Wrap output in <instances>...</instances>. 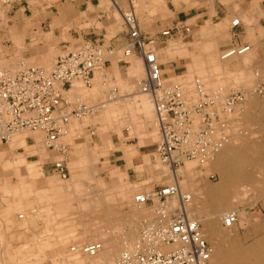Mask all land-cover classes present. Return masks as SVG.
<instances>
[{"label":"bare ground","instance_id":"1","mask_svg":"<svg viewBox=\"0 0 264 264\" xmlns=\"http://www.w3.org/2000/svg\"><path fill=\"white\" fill-rule=\"evenodd\" d=\"M155 1H157V0H155ZM254 7H255V5H254ZM148 13H150V12H148ZM239 17L242 18L243 16H239ZM259 32H260V30H259ZM255 36L256 35L253 33V31H250L248 40L250 42H254L255 40H257V38H255ZM220 38L222 39L223 36ZM250 49H251V47L249 48V50L245 54L235 55V56H232L229 58H224L223 52H221L222 54L218 56L219 57L218 59H215L214 57L211 58V56H209V58L207 59L206 62L202 61V62H204L203 64L199 63L200 65L204 66V67L201 66L200 68H199V66L196 67L197 64L196 65L194 64V62L196 61L195 60L193 62V64L195 65L196 69L193 68L194 67V65H193V67H191V70L189 69L190 71L188 73H186L187 75H185L184 77L179 76L180 78H176L173 86L176 85V86H180L182 88L181 91H182V94L184 96V99L187 100L186 105L188 106V108L191 107L192 101L196 102V100H198L200 92H201V90H203V88L206 84L205 81L210 76L211 77L216 76V78H220L219 76H221V75H225V74H227L228 76L231 75V73L229 72V68H230L229 62H231L232 60H236L237 58L241 59L240 61L238 59L240 64L238 61H237V64L240 66H243V68L245 67L244 71L242 70V73L243 74L244 73L245 74L251 73V70L249 71V69H248L249 67H247V65L251 61V58L253 57V52H249ZM169 51H170V48L168 49L167 52H169ZM176 51H178V50H176ZM168 54H170V53H168ZM135 57H136V54H135V52H133L130 55V59H132L131 66H130L128 73H127V76L125 78H121L120 71L116 66L113 67L114 78L105 77L106 81H107V86H110L112 84H116L118 86L123 87L121 90H126V91L128 90L129 91L132 89V85H133V84L131 85V83H130L131 78H136V77L142 76L139 78V80H140L143 77H145V75H146L145 62L141 57L139 58L141 61L137 60ZM156 57H157L158 62L160 63V61H159L160 58H159V55L157 53H156ZM46 58L47 57H45V58L42 57L40 59L41 63L44 64L45 66L50 64ZM133 58L136 60H134ZM40 60H38V62ZM35 63H37V62H35ZM212 63H214L212 66H208V67L206 66V64L210 65ZM114 64L116 65V63H114ZM235 65H236V63H235ZM238 65H236V66H238ZM238 70H240V69H238ZM240 73H241V71H240ZM194 74H196V75L198 74L197 75V76H199L198 80L199 81L202 80L204 83L197 86V84L195 83V80L192 79V75H194ZM111 76H112V74H111ZM237 76L238 77H236V76H234V77L241 80V78H242L241 75L238 74ZM247 78H248V75H247ZM249 78H250V76H249ZM249 78L247 79V81L249 80ZM238 79H237L238 82H244V80L246 81V79H244V80L242 79L243 81H240ZM196 80H197V78H196ZM252 80H254V79H252ZM176 81H177V83H176ZM217 81L218 82H216V83L211 82V83H215L211 86L213 88L220 86V87H217L218 91H222L223 89H226L228 87V85L226 84L225 81L223 82V81H220L218 79H217ZM137 82H138L137 79H135L134 90L136 91V89H137L136 93L138 95H136V96L133 95L130 98L131 100L129 99V100H127L126 103L123 102V103L117 105L116 103L120 100L119 98H122L123 96H120L119 93L115 94L116 92L114 90L115 93L114 92L113 93L115 95L113 94L114 96H112V97L110 95L111 98H108L106 103H105L106 104L105 106H107V108L105 110V116L103 118H97V117L96 118L93 117V118L95 120L101 121L103 123V125H102L103 130H105L107 128H108L107 130H109L111 128L112 130H115V131L117 130L116 128H118V129L122 128L123 122L126 119L128 122H131V125L130 126L127 125V126H128V128H130L133 131L134 130L133 126H135L136 124H141V126H139V130H140V127L150 126V123H153L152 122V116H154L153 127L157 128V131L159 134V141L158 142L160 143L161 135H160V131H159V126H158L157 121H156L154 103H153L151 97L149 96V94L143 93L139 90ZM196 82L198 83V81H196ZM244 83H242V84L244 85ZM247 83L249 84V82H247ZM163 84H166V83L163 82ZM103 85H104V83H103ZM165 86H167V85H165ZM206 86H207V84H206ZM99 89H100V87L97 84V85L93 86V88L91 89L90 92H87L85 89V85L83 83L76 82L71 87V90L66 93V96H68V100H70V101H72V98H73L74 100L76 99L75 101L80 102V100H81L80 97H82V99H83V97H86V96H90V97L96 96L98 93H100ZM113 89H112V91H113ZM210 89H212V88H210ZM254 89H255V87H254ZM212 90H215V89H212ZM252 90H253V88H252ZM218 91H216L217 94H218ZM217 94L215 95V97H213L211 99H213V100L216 99ZM108 96H109V94H108ZM226 97H223V98H226ZM242 97L244 98L245 95L242 94ZM187 98H191V99L188 100ZM226 99H223V100H226ZM213 100H212V103L214 105H216L217 103H214L215 101L213 102ZM245 101H248V100H244L243 102H245ZM243 102H241L237 106H235L236 103L232 104L230 106V109H227V111H226L227 113L223 112V110L220 112L223 113L224 119H227V117H230V116L232 119H234L232 116H234V113L238 109L239 113H237L238 118L236 117L237 118L236 121L240 120L241 123L239 125H237L236 130L240 129L242 123H245L242 126H247L248 124L251 125L250 123L253 122V119H252V116L251 117L248 116L249 113L251 114L252 112H254V113L259 114L263 118V120L261 119L258 122H256V126H257L258 130L260 131V133L262 134V136H261L262 140H264V100H259V98L254 97L253 100H251L250 102H247V103H243ZM197 104H199V103H197ZM195 106H197V105H195ZM211 108H209V109H211ZM122 109L124 110V113L126 114V116H124V117H122V111H121ZM242 109L244 110V113L240 114V111ZM119 110H120V112H119ZM91 112H93V110ZM209 112L210 111H208V113ZM152 113H153V115H152ZM212 113H213V111H212ZM201 114L203 115V113H201ZM239 114H240V116H239ZM192 115H193V119H194L193 131L196 132L197 130H199L201 128L200 124H201L202 117L200 114H197V113H192ZM73 117H76V116H73ZM73 117H71L69 122L62 127V135L60 136V140H58L59 142H61V140H63L65 137L69 138V140H72V139H70L72 137L71 134L74 133V130L76 129V127L82 128V127L86 126V122L88 120H91V118H87L83 121H80V119H79V120L73 122L75 120L74 119L71 121V119H73ZM239 117H240V119H239ZM81 118H82V116H81ZM83 118H85V117L83 116ZM231 124H232V122H231ZM227 125H229V124H227ZM227 125H226V127H227ZM230 126H228V127L230 128ZM130 129H128V130L130 131ZM149 129H150V131L148 130V132L147 133L145 132L144 134L145 135L148 134V136H151V139H152V137L156 138V130H151V128H149ZM136 130H138L137 126H136ZM222 130L224 132L226 131L225 128L221 129V126H219V124H216L214 122V126L211 129V131H212L211 140H213L214 142H216V140H220V137H222L221 136ZM232 131L234 132L235 128ZM117 132L119 133V131H117ZM104 135H105V133H104ZM101 138L103 139L102 141H103L104 148L110 149L112 151L114 149V146L112 145L108 134H106L104 137H101ZM254 138H256L255 133H249V134H243V135H241V133L233 134L232 138H230V139L224 138L222 141H220V143L216 144L217 146L211 145V144L207 145L208 146V153L210 152L208 157L204 158L203 156H198L192 160L184 159L183 165L180 168H177V170L171 172V178L173 180H177L175 182V185L178 184L179 187L181 186L180 189L182 187L188 188V190L190 191V194L187 193L188 195H185V193H184V195H182L180 193L179 189L177 187H175V189L177 190V194L175 196H171L168 199V203L165 205L164 210H161V204L159 202H157L158 204L153 209H146V208H144V206L136 205L134 210L136 209L135 211L137 213H135V212H132V213H133L134 217H136L134 219L138 218V220H133V223L131 225H127L125 223V227L123 226L124 221H122V218L123 219L125 218V222H126V216H123V217L121 216L122 218L115 219L116 222L112 223L111 220L109 221L106 218V217H110L111 215H108V213L107 214L103 213L104 210H102L101 213H98L96 215L97 216L96 221H98V220L106 221V223L108 224V226L106 228H102L100 226L92 227L86 223L85 224L79 223L74 215L70 216V214H74L72 212H69L70 211L69 205H71L70 202H72L71 197L69 198V200H61L60 201V199L57 196L55 197V196L49 195V193H51L55 189H57V190H59V189L69 190L70 189L69 191L74 189V192H76L78 194L83 193V191H85V188H84L85 182L83 183L82 180H84L85 177L87 178V174L89 176H91V175H93V174L95 175V173H97L93 167V164L98 162V159H96V157H95L96 152H91L92 156L88 155L91 157L90 159H91L92 165H90V166L86 165V163L89 161V157L85 158V157H81V155H80L79 161H77V160L71 161L70 168H71V166L72 167L74 166V168L75 167L79 168L81 166L84 169H88V171H86L85 174L83 173V174L73 175V177L69 180V182L61 183L62 181L61 182L58 181L56 185H55V183L50 182V183H48V188H46V190L44 189L43 191L40 190L39 185L31 184L30 181H34L35 177L39 178L40 175L42 176L43 172L41 170L42 168L40 167V164L56 159L57 153L59 154V145L61 144L60 143L59 145H57L56 144L57 142H56L50 146L45 145V143H44L45 137H44L43 132H41V131H20V132L13 134L9 138V140L7 142L8 147L4 148V150L2 152H0V162H1V164H0L1 165L0 177L3 181H8L7 179H8L9 175L6 174V172L4 173V171L5 170L6 171L7 170H13L14 175H16V178L18 177L21 181H23L22 179H24V178H22V177H28L30 181H29V185H28V183H23V182H19V184H17V185H9L8 182H6L4 184L2 181L3 185H1V187H2L3 191L5 192V194L9 193V194H12L11 195L12 197L19 198V199H17L16 202L13 203L14 204L13 207L10 208V210L13 213L21 212L19 214L18 218H23V217H26L27 219H29V217L31 218V216L29 214V210L32 208H30V207L33 204H37L38 207L36 206V208L40 212L46 211V213H47V215H45V216H47V219L45 220L46 217L44 218L45 225L47 226V225L52 224L53 226H55V225L57 226L56 233L59 234L58 235L59 244H61L62 247H60L57 250H54V248L53 249L51 248L52 250L50 249V251L47 252L49 257L51 256L50 258H53V259H51L52 260L51 264H117L124 251L134 250L136 248L137 243H139V241L142 240L144 238V236H147L146 240H147V242H149L148 236H151L149 233H152V230H155V229L161 230L162 228H164L165 226H167L171 223L172 218L168 219L166 216L162 215L163 218H159L161 220L156 222L153 219L151 220L150 216L151 217H152V215L155 216L156 213H161V212L166 214L167 211L172 210L173 206H172V204H170V202L176 201L175 199L178 200V202L180 204V208L184 212L187 211L186 214H188L189 218H193V207H198V208L208 210V213L205 215V218L200 219L198 221L197 220L192 221V222H197V223L201 224L202 236L211 245V247H210V250H211L210 264H264V235L260 236L258 238L256 237L257 239H254L252 237V232L256 234V232L263 231L264 224L263 223H255V224L251 223V225H250L249 218L246 216L247 214L246 215L242 214V211L237 212L238 205L240 204L239 201L245 199L249 194H253L257 200L262 199L261 205L264 209V155H263L262 159H259V160L252 159L251 158V150L246 148L249 145L248 141H250L251 139L253 140ZM66 142H67V140H66ZM158 142H157V144H158ZM40 143H43L45 145L44 146L45 148H43L41 150L42 153L40 154V158H37L36 161L29 162L25 155H18V156H15L9 160H6V159L3 160L4 156L7 155V153H8L7 149H9V151H12L17 146H23V147L35 146L36 147ZM80 143H83V142H80ZM3 145H0V146H3ZM78 145H79V143L75 145V149L78 147ZM184 146H187V148H190L191 142L184 143ZM79 147H81V146H79ZM120 147L121 146H119V148ZM78 150H80V149H78ZM114 150H118V149L115 148ZM120 150H122V147ZM114 152H116V151H114ZM76 153H75V155H76ZM81 153L82 152H80L79 154H81ZM87 153H89V151ZM45 155L47 157L43 158ZM77 156H79V155L77 154L76 158H77ZM177 158H178V155L174 153L172 155V159H177ZM142 159H144L143 162L146 163L145 164L146 169L149 170L147 173H149L150 171H152L154 169H158L159 167L162 168V165H163L162 163H165L164 161H162L160 159L159 160L162 163H160V162L154 163L150 160L149 157H147L145 155H144V158H142ZM248 161H250V166L248 164ZM151 163H154V164L152 165ZM199 163H201V165L203 164V166L206 165L207 167H210V169H215L216 171H218L217 173H219V175H220V177H219L220 182H217L218 184L216 183L215 186H210V187L205 188L206 190L204 189L203 192H201L202 190L199 191V190L195 189L192 186L191 182H189L187 179V178L192 177L193 169ZM193 173H195V171ZM124 177H126V176H124ZM77 178H79V179L81 178L82 180L75 182L74 180ZM181 178H182V180H181ZM87 180H88V178H87ZM47 182H49V181H47ZM114 183L115 184H114L112 189H113V191L117 192L116 195L118 197H116L117 198L116 201L117 202L119 201L120 203L126 202L127 197H129L128 193L126 191V187L128 186L129 183L125 184L127 186L120 185L119 184L120 182L117 183V181ZM25 184H27V185H25ZM189 186H191V187H189ZM46 192H47V194H46ZM89 192H91V191H88V193ZM28 194H33V195H36V197H37V200H35L36 197L34 196L35 201L33 200L34 202H32V203H30L31 202L30 201L29 205L24 200V198L26 196H28ZM72 194H74V193H72ZM89 194L93 195V193L92 194L89 193ZM146 195H148V194L146 193ZM60 196H61V194H60ZM62 196H63V194H62ZM94 196H93V198H94ZM81 197L76 198L75 201L77 202L78 206L81 207V209L85 208V210H86V208H88V207L90 208V206H93V205L96 206L97 208L102 207V205L104 203L105 204L108 203V202L106 203V201L110 200V197H108V195L103 194V193L96 195V197L94 199H90L88 201H86V199H85L86 202L83 201L84 199L82 200ZM54 199H56V200H54ZM112 199L114 200V198H112ZM155 200H157V199H155ZM45 201H50L49 203H51V204L47 203L48 205H42L43 204L42 202H45ZM78 206H77V208H79ZM104 208H105V206H104ZM94 209H95V207H94ZM100 209H102V208H100ZM52 210H54V211H52ZM179 212H180V210H179ZM230 214L235 215L237 220H236V223L232 227L226 228L223 226V220L225 219L226 215H230ZM114 215L118 216L116 214H114ZM40 216L41 215L38 214L37 216H34V217L40 218ZM131 216L132 215H130V217ZM162 219H164L165 221H163ZM156 220H158V219H156ZM238 220H240L242 225H245V226L247 225L249 227V228L248 227H246V228H248V230H249L248 233L249 234L251 233V234L247 235L246 237L247 238L252 237V242L247 244V245H244L240 241L241 238H239V236L235 230V227L237 225ZM96 221L94 220L93 223L96 224ZM67 223H68V226H70V225L72 226L74 224H80L82 228L78 231L62 230L64 225L66 226ZM101 223H103V222H101ZM221 224L223 227L221 226ZM56 226H55V228H56ZM53 232H54V230H53ZM67 232H68V234H67V236H65L64 234H66ZM70 242L71 243L73 242L74 244H78V245L77 246H70L67 248V246L69 244H71ZM147 242H145V243H147ZM83 243H87V244H83ZM96 243L101 244V249L95 255L91 256V255L84 253V248L86 246H90V245H93ZM46 245H44V247H47ZM146 248H149L150 250L155 251V252L170 253L177 248V245L176 244L175 245L174 244L169 245V244L162 243L161 241H154L151 245L147 246ZM38 249H39V252L41 251L43 254L46 253V251H44L45 248L42 249L41 247H38ZM19 253H21V252H19ZM19 253H18V256H20ZM21 261H23V260H21ZM0 264H3V262L0 261ZM33 264H36V262H34Z\"/></svg>","mask_w":264,"mask_h":264},{"label":"rangeland","instance_id":"2","mask_svg":"<svg viewBox=\"0 0 264 264\" xmlns=\"http://www.w3.org/2000/svg\"><path fill=\"white\" fill-rule=\"evenodd\" d=\"M130 2L132 3L133 12L135 13L136 16H140L142 12H146L151 17L157 15L158 13H159V16L161 15L160 17H162L164 15L163 14L164 8H166L165 2H162L161 0H157V1H155V0H130ZM1 8H3L2 5H0V9ZM29 12H28V14H29ZM148 12H150V13H148ZM244 15H246V14H244ZM0 17L3 18L2 14H0ZM114 17L118 23L117 25H115V28L119 31L122 29L121 25H122L123 21L121 19V16L117 12L114 13ZM243 18H246V17H243ZM243 24L246 25L247 29H248V27L249 28L252 27L251 23H248L247 20H244ZM258 29L260 30V32ZM252 31H254L253 33L256 35L255 38H257V41L250 42L247 39L245 40L251 47L249 52H253V57L251 58V61L247 65V67H249L248 68L249 71L251 70V73H249V74L248 73H246V74L242 73V70L244 71L245 67L243 68V66H240L237 64V61L239 58H237L236 60H232L231 62H229V67H230L229 72L231 73V75H229V76L227 74L221 75V76H219L220 78H216V76L215 77L212 76L213 77L212 78L210 76L211 78L209 77L208 78L209 80L207 79L205 81L207 86L205 84L203 90H201L198 100H196V102L192 101L193 106L191 105L190 109L191 110L195 109V107H196L195 105H198L197 103L200 102L201 97L203 95L209 96L210 101H212L213 99H211V98L215 97V95L217 94L216 91H218L217 87H220V86L213 88L211 85L218 82L217 79L220 81H223V82L225 81L226 84L228 85V87H227L228 89L227 88L223 89L222 90L223 92L218 91L219 95L217 94V98L213 100V102L215 101L214 103H217V104L213 105V107L210 106L209 108H211V107L212 108L211 109L208 108L209 110L205 109V111L207 113H208V111H210L209 114L213 119V123L215 122L216 124H219V126H221V129L222 128L226 129L225 132L222 130V135H221L222 137H220V141H222L224 138L230 139L233 137V134H237V133H241V135L249 134V133H255L256 138L248 141L249 145L246 148L251 150V158L252 159L259 160V159H262V157L264 155V144H263L264 140H262V138H261L262 134L258 130V128L256 126V122H258L261 119L263 120V118L257 113H254V112H252L251 114L249 113L248 116H250V117L252 116V119H253V122L250 123L251 125L248 124L247 126H242L245 124V123H242L240 129L236 130L237 125H239L241 123L240 120L236 121L238 118L237 113H239L238 109L234 113V116H232L234 119H232L231 116L227 117V119H224L223 113L220 112L223 110V112L227 113L226 112L227 107L224 105L226 100H223V99H226L227 97H239L240 98L242 94L245 95L244 98L243 97L241 98L242 101L239 99V101L236 102L235 106H237L238 104H240L244 100H248V101H245L243 103L250 102L251 100H253L254 97L259 98V100H264V80H263L264 79V27L263 28H257V29L252 30ZM227 37H228L227 34H225V35H223L222 39L220 38V40L216 41V42H212V41L210 42L208 40L203 41L201 38V39H196V40L186 39V40H183L180 42L179 41L178 42L170 41L168 44H164L161 46L160 45L158 46L155 43L153 45H150L151 46L150 48L153 49L154 52H156L159 55V58H160L159 61H160V64L162 66L163 82L166 83L165 85H167L169 87L173 86L176 78L184 77L185 75H187L186 73H188L191 70V67H193L194 64L195 65L197 64L196 67L199 66V68H200L202 66L200 64H203L204 62H206L207 59L209 58V56H211V58L214 57L215 59H218L219 58L218 56L221 55L222 54L221 52L224 50L221 48L220 45L222 44V41L224 39H226ZM11 39L15 43L14 46H12L11 48L10 47H8V48L3 47L0 45V65H1L0 71H3V70L8 71L10 74L13 75L22 69L18 66V61H20L22 59V56L20 54H21V51L24 47L22 45V42H19L13 36ZM53 43L55 45L57 42L56 41L55 42H49L48 43L49 45H47V47L45 48V51H44V53H46V54H44V56H43V58L47 57L46 59L49 61V63H50L49 65L45 66L44 64H42L41 60H40L42 57L38 55V57L34 56L31 58L22 59L26 65V68L31 67V66L42 67L46 71H50L52 69L53 65L55 64L56 58L58 55L60 57V56L67 54L68 52L77 48L82 42L81 41L80 42L71 41V45L69 48H67L65 50H60V51H58V50L55 51V49H53V47H54ZM100 45L103 47V49L105 51L106 59L108 60L109 63L107 64V67L100 68L99 70L96 71L95 77H94L92 84H91V87H88V88L85 87L86 91L90 92L91 89L93 88V86L98 84L100 87V89H99L100 93H98L96 96L83 97V99H82V97H80L81 100H83V102L88 107H90V110L91 109L93 110V112L84 113L85 115L81 114L78 117H73V119H71V121L75 119L73 122H75L79 119H80V121H83L87 118H91V120H88L86 122V126H84L82 128L76 127L75 130L77 132L74 130V133L71 134L72 137L70 139H72V140H69V138L65 137L63 140H61V142L57 141V143H56L57 145H59L60 143L61 144L63 143V145H66V147H64L65 150H63L61 152L59 151V154L57 153V155H56V159L40 164V167L42 168L41 170L43 173H42V176L40 175L39 178L35 177L34 182L30 181L28 177H22L24 179H22L23 181H21L18 177L16 178V175H14L13 170H7V171L5 170L4 173L6 172V174L9 175L8 179L6 178L8 180V181H6V182H8V184H11V183L15 184V183H18L19 181H21L23 183H29V181H30L31 184H34L35 181H37V183H38V181H55L56 184L58 181L59 182L62 181L61 183H66V182H69V180L73 177V175H75V174L78 175V174H83V173L85 174L86 171H88V169H84L81 166H80L81 168L80 167L74 168V166L73 167L71 166V168H70L71 161H74V160L79 161L80 155H81V157H85V158L89 157V161L86 163V165L90 166V165H92L91 159H90L91 158L90 156H92L91 152H96L95 157H96V159H98V162L93 164V167L97 173H95V175L93 174L91 176H89L87 174L88 180L86 177L84 180H82L81 178L80 179L77 178L74 180V181L82 180L83 183L85 182L84 183L85 191H83V193H81V194H78V193L74 192V189H72L73 191L72 190L69 191L70 190L69 189L68 193H64L65 195H68V198L65 199V197H64V200H69V198L71 197L72 202H70L71 205H69V207H70L69 212H72L74 214H70V216L74 215L79 223H84V224L86 223L92 227L100 226L102 228H106L108 226L106 221H101V220L96 221L97 220L96 215L98 213H101L102 210H104L103 213H105V214L108 213V215H111L110 217L112 219L110 217H106V216L105 217L109 221L111 220L112 223L116 222L115 219L122 218L123 216H126V222H125V218L124 219L122 218V221H124L123 226L125 227V223L127 225H131L133 223V220H138V218L134 219L136 217H134V215L132 213V212L137 213L135 211L136 209L134 210V208L136 207V204L134 202V196L135 195L140 194V193L143 195H146V193L147 194L154 193V192L158 191L159 189L164 188L166 186L177 187L182 195H184V193H185V195H188L187 193L190 194V191L186 187H182L180 189L181 186L179 187L178 184L175 185V182L177 180H173L171 178V172H173V171H172L169 163L168 164H167V162L162 163L160 161V160L163 161V159L161 156H158L159 154H157V152H156V145H157V142L159 141V134H158L157 128L153 127L154 116H152V122L153 123H150V126L140 127V130H139V126H141V124H136L135 126H133V129H134L133 131L130 128H128L127 125L130 126L131 122H128L126 119L123 122L122 128L121 129L119 128L120 130L118 128H116L117 130L115 131V130H112L111 128L109 130H107L108 128L103 130L102 129L103 123L101 121L95 120L93 118V117L103 118L105 116V110L107 108V106H105L106 105L105 103L108 99V94L110 95L109 92L112 91L113 88L115 90L117 89V92L115 94L119 93L120 96H123L122 98H119L120 100L116 103L117 105H119L123 102L126 103L127 100H129L133 95L134 96L138 95L136 93L137 89H136V91L134 90V81H135V79H137V81H138L139 78L142 77V76H140V77H136V78L131 79L132 82L130 81V83H131V85L132 84L133 85H132V89L129 91L128 90L127 91L121 90L123 87L118 86L116 84H112L110 86H107V81H106L105 77L114 78L113 67L116 66L120 71L121 78H125L127 76L128 70L131 66L132 59H130V57L129 58L124 57L123 56V50L112 51L110 49L108 50L106 48V46H104L103 44H100ZM169 48H170V51L167 52ZM175 49L178 51H176ZM110 51L112 53H110ZM7 53H9L11 55V57H13V58L9 59L8 57L7 58L4 57L7 55ZM168 53H170V54H168ZM137 58L139 59L140 56ZM8 60H10V61H8ZM38 60H40V61L38 62ZM121 60H123L124 62H120ZM134 60H136V59H134ZM240 60L241 59H239V61ZM202 61H204V62H202ZM35 62H37V63H35ZM193 62H194V64H193ZM114 63H116V65ZM235 63L238 66H236ZM213 64L214 63H212L210 65L206 64V66L207 67L212 66ZM239 64H240V62H239ZM195 65L193 68L196 69ZM202 67H204V66H202ZM238 69H240V70H238ZM240 71H241V73H240ZM237 73L239 75H241V77H242L241 80L234 77V76L238 77ZM111 74H112V76H111ZM197 75L196 74L192 75V79L195 80V83L197 84V86H199L200 84H203L204 82L202 80L199 81L198 80L199 76H197ZM247 75H248V78L250 76L248 81H247V79H248ZM196 78H197V80H196ZM237 79L240 81H243L244 79H246V81L249 82V84L245 80H244L245 83L244 82H238ZM252 79H254V80H252ZM196 81H198V83ZM211 82H215V83H211ZM103 83L105 86L103 85ZM176 83H177V81H176ZM242 83H244V85ZM254 87H255V89H254ZM210 88L215 89L216 91L212 90ZM252 88H253V90H252ZM257 89H262L263 92L259 93ZM223 97H226V98H223ZM187 99L189 100L191 98H187ZM75 100L72 98V101L74 103H76ZM121 111H122V117L126 116V114L124 113V110L122 109ZM212 111H213V113H212ZM119 112H120V110H119ZM193 113L200 114V112H198L197 110L196 111L194 110ZM242 113H244L243 109L240 111V114H242ZM240 114H239V116H240ZM152 115H153V113H152ZM81 116H82V118H81ZM83 116L85 118H83ZM239 119H240V117H239ZM231 122H232V124H231ZM227 124H229V125H227ZM226 125H227V127H226ZM136 126L138 127V130H136ZM228 126H230V128ZM127 128L130 129V131ZM149 128H151V130H156V138L152 137V139H151V136H148V134L147 135L144 134L145 132L147 133L148 130L150 131ZM234 128H235V131L233 132L232 130H234ZM117 131H119V133ZM104 133H105V135L108 134V136L111 140V143L114 144V149L116 148L115 146H118L117 149L119 151L113 149L114 151H116V152H114L113 150L111 151L110 149L104 148L103 141H102L103 139L101 138V137L105 136ZM66 140H67V142H66ZM80 142H83V143H80ZM78 143H79V145L75 149V145ZM44 146L45 145L43 143H40L36 147L35 146H27V147L17 146L12 151H9V149H7L8 153H7V155L4 156L3 160H5V159L9 160V159H11L15 156H18V155H25L29 162L36 161L37 158H40L39 151L41 149L45 148ZM79 146H81V147H79ZM119 146H121L122 150L123 149L124 150L123 151L120 150L121 147L119 148ZM7 147H8V143H5L3 146H0V152H2L4 150V148H7ZM78 149H80V150H78ZM88 151H89V153H87ZM128 151L132 152L133 155L136 154L137 156L136 157L133 156V158H131V159L127 158L126 156L128 154ZM80 152H82V153L79 154ZM75 153H76V155L77 154L79 155V156H77V158H76ZM88 155H90V156H88ZM144 155L149 157L150 160L154 163H157V162L162 163L163 164L162 168L161 167H159L158 169L153 168L154 170L147 173L149 170L146 169V167H145L146 163H144L143 162L144 159H142V158H144ZM45 157H47V156L45 155L43 158H45ZM59 160L60 161L64 160L65 161L64 163L68 169V176L66 179L61 178L60 175L58 173H56L53 170V168L51 167L52 163H54L55 161H59ZM154 163H151V164L153 165ZM0 164H1V162H0ZM199 164H197L195 166V168L193 169V172L195 171V173L192 172V177L187 178V179L189 182H191L192 186L195 189H197L199 191L202 190L201 192H203L205 188L210 187V186H215L217 182H220V180H219L220 175H219V173H217L218 171H216L215 169H210V167H207L206 165L203 166V164L201 165V163H199ZM248 164L250 166V161H248ZM0 170H1V165H0ZM124 176H126V177H124ZM181 180H182V178H181ZM0 181H3L1 179V177H0ZM116 181H117V183L120 182L119 184L123 185V186H127L125 184L129 183L128 186L126 187V191L128 193V196H129V193H132V194H131V198L127 197L126 202L120 203L119 201L118 202L116 201L117 200L116 197H118L116 195L117 192L113 191V189H112L114 184H115L114 182H116ZM189 187H191V186H189ZM88 191H91L89 193H91V194L93 193V195H90L88 193ZM131 191H133V192H131ZM72 193H74V194H72ZM102 193L108 195V197H110V200L106 201V203L107 202L108 203L107 204L104 203L102 205V207H99V208H97L96 206L93 205V206H90V208L89 207L86 208V210H85V208L81 209V207H79L77 202L75 201L76 198H79L81 196H82L81 197L82 200L84 199L83 201H85V199H86V201H88L90 199H94L96 197V195L102 194ZM2 196L3 195L1 194V191H0V261L3 262V264H6V263L7 264H13V262L16 261V258H17L16 254L17 253H16V249L13 250V247H14L13 244L16 243V241L19 242L21 240V239H17V240L15 239L16 236H18V237L21 236V235L16 234V230H17V228L22 227L24 225L23 223H26L25 226H28L27 221L31 222L32 220H35L36 221L35 223H37V221L40 223V224L39 223L37 224L38 226L39 225L42 227L44 226L42 228L43 230L46 228V232L39 235L41 237V238H39V240L37 239V236H35V235H31L27 240L34 242V244H33V247H34V246H37L38 241H42L44 239L43 236H45V240H43L42 242L47 243V244L49 243L48 249L43 248L44 251H46V253L43 254L40 251L36 255V254L31 253V251L33 249V247H31V250L29 249L30 251H26L27 253H29L28 257H26L25 259H21V260L32 261L31 259H33V261L40 262V264H51V261H52L51 259H53V258H50L51 256L49 257L47 252H49L51 248L52 249L54 248V250H57L60 247H62V245L59 244V237H58L59 234L56 233L57 226L55 225L56 226V228H55V226L50 224V225H47L50 227L48 229L47 226L45 225L43 219H40L39 217H38L39 219L34 217L35 214L38 213V210L36 208V206L38 207L37 204H33L31 207L29 206L30 208L33 209V210L32 209L29 210V214H30L31 218L30 217H29V219H27L26 217L18 218L19 214L21 212L13 213L11 210L7 212V210L4 209L6 203H8V200L4 199L5 196L4 197H2ZM93 196H94V198H93ZM58 197H59V199H63L62 195L58 196ZM112 198H114V200ZM175 200L177 202L176 201L170 202V204H172V206H173L172 210L167 211L166 214H164L162 212L156 213V215L154 214L155 216H153V215H152V217L150 216L151 220L153 219L154 221L157 222V221L161 220L159 218H163V216H166L168 219H171L174 214L179 212V210L183 211L180 208V204H179L178 200L177 199H175ZM261 200H259V199L257 200L253 194H249L245 199L239 201L240 204L238 205L237 212L242 211V214H244V215L247 214L246 216L249 218L250 225H251V223L252 224H255V223H263L264 224V209L261 205L262 204ZM157 202H158V200H155L154 205H152L150 203L149 205L144 206V208L153 209L158 204ZM28 205H29V203H28ZM77 206L79 208H77ZM104 206H105V208H104ZM94 207H95V209H94ZM100 208H102V209H100ZM31 213H33V214H31ZM186 213H187V211H185V214ZM207 213H208L207 209L193 207V218H189L188 214H186V216L191 221H196V220L198 221L200 219L205 218V215ZM45 214L47 215L46 212L42 213V218L46 217L45 219H47V216H45ZM114 214H116L118 216H115ZM130 215H132L133 217L132 216L130 217ZM155 218L158 220H156ZM94 220L96 221V224L93 223ZM162 220L165 221L164 219H162ZM101 222H103V223H101ZM221 226H222V224H221ZM246 227H248V226L242 225L240 220H238L237 225L235 227V230H236L239 238H241L240 241L244 245L251 243L252 237L254 239H257L258 237L264 235V229H263V231L256 232V234L252 232V237L247 238L246 236L250 235L251 233L250 234L248 233L249 227L248 228H246ZM81 228L82 227L80 224H74L72 226L71 225L68 226V223H67L66 226L64 225L62 230L78 231ZM53 230H54V232H53ZM67 234H68V232L64 235L67 236ZM83 244H87V243H83ZM208 244L211 247L209 242H208ZM77 245L78 244H74L72 242L71 244H69L67 246V248L70 246H77Z\"/></svg>","mask_w":264,"mask_h":264},{"label":"built area","instance_id":"3","mask_svg":"<svg viewBox=\"0 0 264 264\" xmlns=\"http://www.w3.org/2000/svg\"><path fill=\"white\" fill-rule=\"evenodd\" d=\"M16 0H0V5H9ZM123 23L130 37L128 48L123 55L128 58L133 52L144 60L146 75L138 80L141 92L149 94L153 103L156 121L159 126L161 141L156 145V152L164 162L169 163L172 171L183 165L184 159L208 157V146L220 143L211 140L213 119L205 111L214 104L209 96L203 95L195 109L186 105V100L180 86H165L163 84L162 66L158 62L156 52L148 46L153 40L144 41L140 36L134 12L123 14ZM233 27H239V20H234ZM189 32V28H185ZM163 36H169L170 31H164ZM249 45L232 46L222 52L224 58L245 54ZM111 52V51H110ZM106 55L103 47L93 41H83L77 48L57 58L53 68L46 71L36 67H24L15 74L0 71V145L8 142L9 138L20 131H41L45 137V145L56 143L62 135V127L71 117H78L87 112V107L79 105L72 107L66 99V93L76 82L89 87L97 70L104 67ZM262 93V89H257ZM241 97H227L224 105L227 109L239 101ZM194 110L200 112L201 128L193 131ZM203 113V115L201 114ZM191 142L187 148L184 143ZM217 146V145H216ZM215 147V146H214ZM177 159H172L173 154ZM53 170L66 179L68 169L64 161H55ZM175 186H166L148 195L137 194L134 202L138 206L154 205L155 199L161 204V210L171 196H175ZM236 216L226 215L223 226L232 227ZM148 234V233H147ZM137 243L132 251H124L117 264H210L211 250L203 238L201 225L192 222L180 211L172 216V221L164 228L152 230ZM146 240V241H145ZM154 241L169 245H177L170 253L155 252L146 248ZM147 242V243H145ZM101 249L96 243L84 248V253L95 255Z\"/></svg>","mask_w":264,"mask_h":264},{"label":"crops","instance_id":"4","mask_svg":"<svg viewBox=\"0 0 264 264\" xmlns=\"http://www.w3.org/2000/svg\"><path fill=\"white\" fill-rule=\"evenodd\" d=\"M161 1L166 4L162 17L159 16V13L152 17L146 12H142L140 16H136L134 13L141 38L144 41L153 40L158 46L168 44L170 41L180 42L186 39L196 40L202 38L203 41L208 40L210 42H216L225 34H227L228 37L222 41L220 45L222 49L232 46L249 45L245 41L249 38V32L264 27V0ZM129 11L133 12V6L130 0H16L9 5H3V8L0 9V14L3 16V18L0 17V45L7 48L14 46L15 43L11 39L13 36L16 40L22 42L24 47L20 54L22 59L34 56L38 57V55L43 57L44 54H46L44 51L47 45H49L48 43L55 41L57 42L55 45L53 43V49H55V51L69 48L71 41L83 42L85 40L103 44L108 50L124 51L130 44L129 33L123 22L121 30L118 31L115 28V25L118 23L117 20H115L114 13L117 12L123 21V14ZM239 16L246 17V19ZM243 19L251 23L252 27L247 29L246 25L243 24ZM234 20H239V27L232 26ZM186 27L189 28V32L185 31ZM167 30L170 31V35L163 36L162 33ZM150 47L151 46H148V48ZM135 54V58L139 60L137 58L139 57L138 53L136 52ZM4 57H8L9 59L13 58L9 53ZM58 57L59 55L57 58ZM22 59L18 61V66L20 68L26 67ZM120 62L124 61L121 60ZM108 63V60H106L104 67H107ZM36 68L43 69L42 67ZM85 87L88 88L87 86ZM114 90L115 89L110 91L111 97L117 92V89L115 92ZM110 95L108 98H111ZM66 99L68 100V96H66ZM68 101L72 107H78L79 105L87 107L88 110L86 113H91L92 111L83 100H80V102L76 101V103L70 100ZM112 145L114 146L113 143ZM63 147L66 146L63 144L59 145L60 152L61 150L63 151V149L65 150ZM115 147L117 148L118 146ZM41 150L39 151V155L41 154ZM133 156L136 157L137 155H133L132 152L128 151L126 157L131 159ZM52 165L51 167L53 168ZM19 182L9 185H17ZM50 182L56 185L55 181H38V183L35 181L34 184L40 185L39 188L43 191L48 188V183ZM3 183L5 184L6 181H3ZM3 183L0 181V191L3 195L2 197L5 196L4 199L8 200L4 208L8 212L10 208L13 207V203L19 198L12 197V194L9 193L5 194L1 187ZM63 192L67 193L69 191L55 189L49 193V195L58 197L60 194H63L62 197L68 198V195H64ZM131 194L132 193H129L130 198ZM34 196L36 197V195L28 194L24 200L28 203L31 201L32 203L37 200V197L35 199ZM61 200H64V198L60 199V201ZM49 202L50 201L42 202V205L51 204ZM41 212L45 213L46 211ZM41 212L38 210L35 216L40 214V219L44 221ZM35 222V220L31 222L27 221L28 226H25L26 223L22 222L24 225L17 228L16 234L21 236H16L15 239L21 240L13 244V250L16 249L17 253L16 261H14L13 264H33L34 262L40 264V262L33 261V259H31L32 261H20L22 257V259L28 257L29 253L26 251H30L34 244V242L27 239L31 235H35L39 240V238H41L39 235L46 232V228L44 230L42 229L44 226H38L37 224L39 222ZM47 228L49 229L50 227L47 226ZM43 238L42 239L45 240V236H43ZM42 241H38V245L33 247L31 251L32 254L37 255L39 252L38 247L42 249L48 248L49 243H43ZM44 245L47 247H44ZM18 253L20 256H18Z\"/></svg>","mask_w":264,"mask_h":264}]
</instances>
